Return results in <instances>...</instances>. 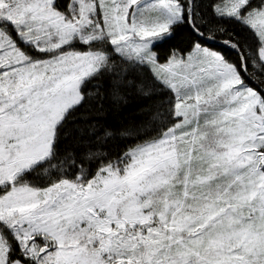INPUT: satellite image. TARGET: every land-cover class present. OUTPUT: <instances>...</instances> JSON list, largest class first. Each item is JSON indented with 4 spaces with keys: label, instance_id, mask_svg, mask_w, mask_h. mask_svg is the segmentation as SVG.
<instances>
[{
    "label": "snow or ice",
    "instance_id": "obj_1",
    "mask_svg": "<svg viewBox=\"0 0 264 264\" xmlns=\"http://www.w3.org/2000/svg\"><path fill=\"white\" fill-rule=\"evenodd\" d=\"M0 264H264V0H0Z\"/></svg>",
    "mask_w": 264,
    "mask_h": 264
}]
</instances>
